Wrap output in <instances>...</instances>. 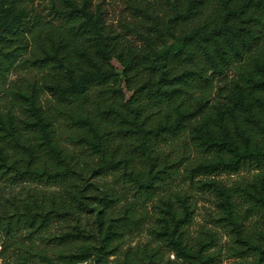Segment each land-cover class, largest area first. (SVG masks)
<instances>
[{"label": "trees", "instance_id": "obj_1", "mask_svg": "<svg viewBox=\"0 0 264 264\" xmlns=\"http://www.w3.org/2000/svg\"><path fill=\"white\" fill-rule=\"evenodd\" d=\"M24 1L29 0H0V9L7 10V14H0L1 51H4L5 41L28 26L24 22L29 17ZM125 1L131 8L139 9L149 21L148 29H142L136 23L121 22L125 33L138 37L140 43L137 44L128 42L127 36L109 26L107 10L100 0H62L64 7L55 2L50 4L54 16L66 17L88 37V44L74 47L80 58L73 63L63 30H59L57 36L54 32L49 35L51 47L45 54L65 71L63 77L58 76L48 87L62 102L80 101L91 105L94 116L68 117L82 127L77 137L98 156L100 167L113 168L121 163V173L131 177L139 189L148 194L170 171L166 159L160 158L159 143L184 130L195 146L211 154L191 166L190 173L196 169L234 171L252 160L264 161V0H217L213 11L191 26L187 23L206 12L209 0H164L171 12L163 17L149 12L137 0ZM169 38H172L170 42ZM62 49L66 50L62 52ZM13 53L6 50L8 58L14 56ZM236 61V75L224 91L223 100L210 103L208 70L221 74ZM2 65L0 61V68ZM198 82L201 92L194 95L193 87L198 86ZM93 90L97 94H92ZM29 104L34 116L32 123L38 130L37 147L22 142L14 133L13 120L8 119L3 127L9 140L25 150V166L9 163L2 145L0 165L13 167L18 173L29 172L46 179L62 180L75 169L70 158L58 147L52 120L42 114L33 96H30ZM97 115L117 118L123 125L120 131L134 135V147L145 164L143 171L130 166L128 157L116 156L110 149L108 131ZM37 149L44 151L57 165L45 160L37 164L34 159ZM198 182L216 192L218 204L225 220L232 225L236 240L255 249L257 260L252 264H261L264 234L263 241L256 243L245 235L234 194L242 195L264 209V174L258 173L251 180L232 187L212 178ZM69 185L57 199L50 197L48 201L43 198L38 201L35 198L26 202L22 216L15 223L43 228L52 215L90 209L92 199L104 204L110 200L107 192L92 197L83 192L82 184L71 182ZM177 199L179 208L170 198L161 201L160 232L168 237L175 249L194 255L198 264H202L210 258L209 255L202 256L203 244L191 250L182 237L192 209L186 196L178 195ZM96 209L98 250L103 252L109 249V240L119 232L115 221L126 219L129 207L117 216H109L106 225H103L105 219L101 208ZM4 216L0 214V224L3 229L6 230V225L10 229L11 221L6 222ZM82 233L75 224L58 234L57 239L63 242ZM86 249L81 247V250ZM127 264L135 263L128 260Z\"/></svg>", "mask_w": 264, "mask_h": 264}, {"label": "rangeland", "instance_id": "obj_2", "mask_svg": "<svg viewBox=\"0 0 264 264\" xmlns=\"http://www.w3.org/2000/svg\"><path fill=\"white\" fill-rule=\"evenodd\" d=\"M100 1L107 10L109 26L124 37L127 36L128 42L140 43L137 36L125 33L121 22L136 23L140 28L148 29L149 21L145 15L139 9L131 8L125 0ZM137 1L158 17L171 12L164 0ZM209 1L206 12L190 20L187 26L202 20L203 16H208L215 9L217 0ZM52 2L64 7L62 0L24 1L23 5L29 15L24 22L28 26L17 36L5 41L4 51L0 50V61L3 64L0 68V145L3 146L9 163L25 166V150L9 140L10 136L3 126L6 120L12 119L15 135L22 142L37 147L38 130L32 123L34 116L29 104V98L33 96L42 114L52 120L58 147L70 158L75 171L69 172L62 180H56L29 172L18 173L13 167L5 168L0 165V214L5 215L6 222L11 221L10 229L6 225L5 230L0 224V264H127L128 260H133L135 264H198L194 255L175 249L168 237L160 232L161 201L170 198L173 205L179 208L178 195L186 196L192 209L190 220L183 227V242L191 250L203 244L202 256L209 255L210 258L202 264L255 262L257 252L236 240L234 229L225 220L218 204L216 192L207 186H201L198 180L212 178L232 187L239 182L251 180L258 173L264 174V161L252 160L234 171L196 169L190 173L191 166L209 158L211 154L210 151L195 146L190 141L187 130H184L159 143L160 158L166 159L170 171L165 175V180L158 182L148 194L139 189L131 177L121 173V163L113 168L100 167L98 156L77 137L82 127L68 117L94 116L91 105L80 101L62 102L48 87L58 76L63 77L65 71L64 67L45 54V50L51 47L49 35L54 32L57 36L58 31L63 30L73 63L80 58L74 47L89 43L88 37L81 34L77 26L66 17L54 16L50 11ZM5 9H0V14H7ZM171 40L169 38L168 42ZM8 49L14 52V56H6ZM62 50L64 52L66 49ZM237 63L230 64L221 74L208 70L210 79L207 92L210 94V103L223 100L224 91L235 78ZM200 85L198 82V86L193 87L194 95L200 94ZM91 93L97 94V91L93 90ZM96 118L108 131L110 149L116 156L128 157L130 166L143 171L145 164L134 147V135L120 131L123 125L117 118L107 115H97ZM36 154L34 159L37 164L45 160L57 165L44 151L37 149ZM71 182L82 184L83 192L88 196H100L107 192L110 200L104 204L92 199L90 209H79L74 214L52 215L43 228H35L23 222L15 223L22 216L26 202L35 198L38 201L42 198L48 201L50 197L57 199L59 194L65 193ZM234 200L238 203L237 212L245 235L254 243L262 242L264 209L236 193ZM97 207L101 208V215L105 219L103 225L108 223L109 216H117L129 207V216L115 221L119 232L109 240V249L103 252L98 250ZM75 224L83 235L60 242L57 235ZM82 246L87 249L81 250ZM261 264H264V258Z\"/></svg>", "mask_w": 264, "mask_h": 264}]
</instances>
